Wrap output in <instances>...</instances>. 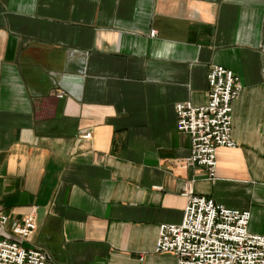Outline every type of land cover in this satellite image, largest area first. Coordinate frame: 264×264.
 Segmentation results:
<instances>
[{
	"label": "crops",
	"instance_id": "1",
	"mask_svg": "<svg viewBox=\"0 0 264 264\" xmlns=\"http://www.w3.org/2000/svg\"><path fill=\"white\" fill-rule=\"evenodd\" d=\"M209 65L236 91L205 180L169 108ZM181 183L264 235V0H0V239L28 210L48 264H172Z\"/></svg>",
	"mask_w": 264,
	"mask_h": 264
},
{
	"label": "built area",
	"instance_id": "2",
	"mask_svg": "<svg viewBox=\"0 0 264 264\" xmlns=\"http://www.w3.org/2000/svg\"><path fill=\"white\" fill-rule=\"evenodd\" d=\"M202 81L204 94L199 106L181 101L172 103L169 110L171 129L185 137L182 165L199 167L204 179L209 180L211 150L229 146L227 102L234 95L236 84L229 72L213 65L205 68ZM85 139L84 131L74 136L75 141ZM176 195L181 199L177 221L153 227L151 253L170 255L172 264H264V235L244 232V211L224 209L192 196L186 183L179 184ZM30 229L28 210L16 223L6 225L13 240L0 239V264H48L39 251L15 245L14 241L26 239Z\"/></svg>",
	"mask_w": 264,
	"mask_h": 264
}]
</instances>
